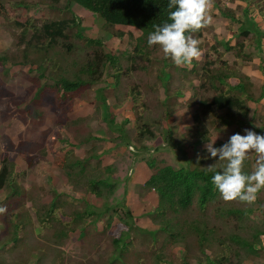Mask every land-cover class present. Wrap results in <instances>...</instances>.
Masks as SVG:
<instances>
[{
	"label": "rangeland",
	"instance_id": "obj_1",
	"mask_svg": "<svg viewBox=\"0 0 264 264\" xmlns=\"http://www.w3.org/2000/svg\"><path fill=\"white\" fill-rule=\"evenodd\" d=\"M23 1L32 4L25 12ZM65 5V0H61L51 9L36 0H0V55L6 54L12 61L14 57L19 60V56L23 55L26 40L24 39L23 44H20L22 37L20 34L23 31L14 25L15 19L19 24H25L28 18L34 28L40 29L44 22L70 18L75 15L82 26L84 37L101 41L103 55L111 54L119 58L121 65L119 80L116 84L111 78L112 71L109 65L99 64L98 73L94 76L97 81L78 90L73 101L72 99L60 101L54 90H51L44 93L38 106L33 105L32 114L25 115L22 111L19 112V118L5 120L2 111L8 101L30 109L29 105L23 106V103L31 104V99L35 97V100L37 99L33 81L37 85L39 73V69L35 67L20 68L7 65L10 72L3 79L0 77V170L4 165V160L8 159L15 166L13 176L16 178L15 184L25 191H22L23 195L20 198L18 196L8 198L7 187L0 189V209H3L0 211V264H111L110 262L120 264L118 262L120 258L124 261L123 264H148L143 259L133 261L132 251H121L123 244L120 243L117 248L113 246L111 236L103 232L104 224L109 215H114L113 217L124 215L127 210H130L134 213L136 226L147 230L150 226L149 214L157 202L154 193L146 195L139 189L140 184L135 181L137 172H141L139 168L146 167L145 160L156 158L174 169H193L194 163L206 152L208 142L188 134V129L192 126L190 115L199 107L197 103L200 99L197 92V81L199 80L192 78L180 66H171L163 72L164 83H167L166 90L159 81L161 65L158 63H153L147 72L125 73L126 55L132 52L136 41L126 33L122 38L114 37L112 32L117 29L108 31L104 28V22L100 18L75 4H71L69 11H66L64 10ZM262 5H264V0H211L212 23L192 35L199 41L202 53L200 59L196 61L199 66L197 67L198 72H201L200 67L203 65L204 55L209 52L210 60L213 58L216 65L224 63L231 66L230 70L234 69L231 73L241 74V68L249 65L256 66L253 68L255 70L252 69L255 73H261L260 68L257 69V64L261 63L264 56L261 42L258 47L256 46V31L263 34L264 30L256 20L254 21V12L250 14L248 10L255 9V7L262 9ZM256 9L254 11L258 13ZM222 10L231 12L233 17H225ZM248 27L252 33L250 31L248 37L243 40L249 48L248 51L243 50V54L250 56V59L244 62L241 56L236 58L233 54L235 52L225 51L223 46L224 44L229 46L238 44L243 39L240 30L248 29ZM77 30V27H74L68 33L75 35ZM28 34H31V30ZM72 36L68 40H59L55 46L47 50V55L52 60L63 63L64 66L73 63L76 68L71 70H75L94 58V50ZM68 44L72 46L70 53L66 50ZM160 52L157 50L156 54H161ZM33 55L36 58L37 55ZM41 63L44 66L47 61ZM1 70L2 67H0V73ZM28 70L31 71L28 72ZM223 70L229 71L227 67ZM257 76L255 74L254 77H249V81L247 80L251 92L256 96L264 88V84H259L262 77ZM132 91L138 95V99H131ZM206 96L207 98L212 97V95ZM98 97L103 98V104L106 102L110 118L113 116L115 119L111 129L103 120L105 107L102 106ZM20 107L18 106L19 109ZM258 110L259 107H252L251 111H248V122L241 128L240 134L246 128L264 134V120L262 119L264 107L261 108V115ZM133 111L137 117L139 113L142 117L140 121L136 120L135 125L133 124ZM68 115L72 122L67 121ZM62 117L63 119L65 117V120L62 126H59L61 123L57 121L63 120ZM126 119L128 123L125 125L123 123ZM141 123L146 124L153 136L150 137L148 133L144 134V140L140 141L137 136L141 131ZM121 125V131H124V134L119 137L116 130ZM202 126L204 129L208 128V141L216 137L215 142L226 141L231 135L237 133L236 125L227 127L224 132L219 133L214 131L207 122H202ZM219 126L217 124L218 128ZM91 134L95 140L84 144ZM64 148L76 151L77 154L90 148H93L94 152L104 150L101 159L93 161L92 165L87 168V175L99 162L101 172L106 166L111 165L113 168V173L109 177V181L114 186L112 196L108 199L95 197L92 200V206L97 212L105 208L107 212L102 214L103 219L95 223L80 224L77 233L71 231L68 225L73 212L80 209L79 204L84 194L75 189L72 190L63 170H57L52 164L54 154L59 157L64 156ZM10 155L16 159L11 161ZM246 160L249 164L247 167L253 171L256 161L255 154L249 155ZM93 170L99 171V167ZM147 171L148 176L150 170L147 169ZM142 175L139 174L142 177L138 179L139 182H143L145 178ZM80 188L82 189L83 186ZM55 191L60 194L59 201L53 212L48 214L50 197ZM231 209H248L249 212L241 217L220 213ZM12 211H15L17 216L20 215L15 221L19 222L17 231L7 219ZM183 214H185L183 222L186 219L188 221L201 219L197 206L190 211H184ZM204 215L207 217L209 228L214 227L215 229V234L211 236L217 238L236 234L249 240L250 233L254 232V229L263 226L264 232V189L256 194V199L250 204L239 200L224 201L222 199L217 207H207ZM12 222L15 225V222ZM125 230L121 229V240L123 243L125 240H130L131 242L126 243H134L137 249L145 245V240L152 241V238L145 236L146 233H140L135 228L131 234ZM186 230L189 229L186 228ZM115 232L114 229L113 238ZM163 233L162 231L157 232L155 235L157 240L168 239ZM14 235L17 242L10 241ZM190 235H193V231ZM196 242L194 235L186 239V245L182 243L171 248L175 260L183 259L185 246L197 252ZM261 247L264 248V236L261 237ZM262 251L261 257H257L254 261L246 260L244 263L264 264V250Z\"/></svg>",
	"mask_w": 264,
	"mask_h": 264
},
{
	"label": "trees",
	"instance_id": "obj_2",
	"mask_svg": "<svg viewBox=\"0 0 264 264\" xmlns=\"http://www.w3.org/2000/svg\"><path fill=\"white\" fill-rule=\"evenodd\" d=\"M60 1L61 0H36V2L44 3L51 9ZM65 2L66 5L64 10L69 11L70 5L75 4L77 7L100 18L104 22V28L106 30L113 31L117 29V31L112 32L114 37L122 38L125 36L124 33L129 34L131 39L136 42L133 45L132 52L126 55L127 66L125 67V73L131 74L135 71L147 72L150 70L153 63H158L161 65L159 81L162 87L167 90V83H164L163 72L171 66H177L170 59H165L162 52H160L161 54H156L157 50L159 51L158 46L148 47L147 37L149 33L154 31L156 25H162L164 22L168 21L169 12L174 11V9H169L168 0H65ZM30 5L32 4L23 1L24 12ZM221 12L225 17H233V14L229 11L222 10ZM231 19L233 20V18ZM14 22V25L20 27L23 31L20 34L22 36L20 44L22 45L25 39L26 45L23 46V55L19 56V60L14 57L12 61L10 56L6 54L0 55V67H2L0 77L3 79V77L10 72V68L7 66L8 64L12 67H35L39 69L37 85H35V81H33V85L36 87L37 99L35 100L36 97L31 99V104L29 102L23 103V106L29 105L30 109L22 106L20 107V105L8 101L2 111L5 120L19 118V112L22 111L25 115L32 114L34 111L33 105L34 107L38 106L44 93L51 90H54L56 97L60 101L64 102L68 99H72L73 101L76 98L75 93L78 90L97 81L94 76L98 73L99 64L101 66L109 65L112 71L111 78L116 84L118 83L119 71L121 69L119 58L111 54L103 55V44L101 41L84 37L82 35V26L75 15H72L70 18L44 22L40 29L34 28L28 18L25 20V24H19L17 19H15ZM74 27H77L78 30L76 34H72V36L68 32L73 30ZM249 27L253 28L252 26ZM249 27L248 29L243 28L240 30V35L243 39L238 44L235 46L224 44L223 46L225 51L235 52L233 53L234 56L236 58L241 56L244 61L250 59V56L243 54V50L245 47L247 48L246 41L243 40L250 34L251 29ZM30 30L31 34H28ZM256 32V46L258 47L263 34L260 31ZM193 34L194 33H191V35ZM71 36L77 40L83 41L85 46L94 50V58L90 60V62L85 63L81 68L75 70H71L72 68H76L73 63L65 64L64 66L63 63H58L47 55V50L55 46L59 40H68ZM34 40L37 42L34 43ZM66 50L68 53L72 52V46L68 44ZM41 53L45 54L42 55ZM33 54L37 55L36 58ZM210 55L209 52L204 55L203 65L200 67L201 72H198L197 67L199 66L197 65V60H194L191 66H180L181 69L187 71L192 78L199 80L197 81V92L200 95V99L197 102L199 107L197 111L192 112L190 115L192 126L188 129V134L199 137L200 140L205 142H208L207 136L209 132L207 127H205V129L203 128L202 122H207L217 133L224 132L225 128L236 125V131L240 133L241 128L248 122V103H259V101L264 99V88L260 91L258 96H256L255 93L251 92L250 85L245 76L237 74V72L231 73L234 72V69L230 70V67L224 63L216 65L213 58L210 60ZM42 61H47V64L43 66L41 63ZM225 67H227L229 71H224L223 68ZM260 70L264 78V58L261 60ZM29 71L31 70H28V72ZM235 80L236 82H234ZM211 92L213 93L211 94ZM130 95L131 99L139 98L134 91H132ZM206 95H212V97L207 98L208 96ZM98 100L103 104V98L98 97ZM102 106L105 107V116L103 120L107 123V127L111 129V125L114 123L115 119L113 116L110 118V114L107 112L106 102ZM132 113L134 117L133 124L135 125L136 120L140 121L142 117L140 113L138 117L137 114H134L135 111ZM68 118L69 119L66 118L67 121L70 120L72 122L70 115H68ZM64 120L65 117L63 120L59 119L57 121L59 124L61 123L59 126H62ZM127 123L128 119H126L123 124L126 125ZM217 124L220 125L219 128ZM122 125L119 129L117 127L116 130L119 137H122L124 134V131H121ZM239 127L240 129H238ZM140 128L141 131L137 136L138 140H144L143 136L147 133L150 137L153 136V133L150 132L145 123H141ZM91 136L93 135L91 134L86 138L84 144L95 140ZM170 141L174 143L173 140ZM227 141L228 140H219L215 142L214 147H220ZM63 151H65L63 157H59L56 154L53 155V167L57 170H63L72 190L75 189V191L84 194L83 200L79 204L80 209L73 212L71 221L69 225L67 224L71 231L77 233L80 224L89 222L95 223L103 219L102 214L107 212L106 208L101 212H97L92 206V200L95 197L108 199L112 196L114 186L111 184V181H109V177L113 173V168L111 165L106 166L101 172V164L99 162L95 164L93 168L99 167V171L92 169L90 174L87 175V168L92 165L91 163L93 161H99L101 159L104 155V150H102V152H94L93 148H90L82 152L85 156H83L82 153L77 154L76 151L65 150V148ZM207 155L209 154L205 152L200 156L197 162L194 163L195 167L193 169H174L156 158L146 159L145 165L147 169L150 170V176L142 186H139V189L144 191L146 195L152 192L156 196L157 205L154 207L151 214H149L150 226L147 230L138 228L134 223V213L130 210H127L124 215L120 214L115 217H113L114 215H109L108 219H106L107 222L104 224L105 227L103 229L102 226V229L104 233L107 232L106 234L111 236L113 246L117 248L120 246V243L123 244L121 251H132L134 255L132 258L133 261L135 259H143L146 260L148 264H245L244 262L246 260L254 261L257 257H261L262 250H264V248L261 247V237L264 236L263 226L254 229V232L250 233L249 240L236 234L217 238L211 236L215 234V229L214 227L209 228L207 217L204 215V212H206L207 207H217L222 201V198L211 183L213 174H206V167L214 164L218 158L205 159L204 157ZM10 158L11 161L16 159V157L12 155H10ZM220 163L222 162L217 161L214 166L219 169ZM248 165V161L246 160L244 171L250 173L252 171L249 170L247 167ZM14 173V164L10 163L8 159L4 160V165L0 170V189H3L5 186L7 187L8 198H17V196L20 198L23 195L22 191H25L22 187L15 184L14 181L16 178H13ZM81 186H83L82 189L80 188ZM51 196L48 204V214H51L57 207L60 194L55 191ZM258 204L261 203L258 202ZM194 206H197L201 214V219H197V221H195L196 219L190 221L186 219V221L183 222L182 219L185 217L183 212L192 210ZM21 207L20 210H22ZM181 211L183 212L181 213ZM247 212H249L248 209H231L220 213L241 217L246 216ZM19 216L15 214V211H12L7 218L8 221L12 223L15 231L19 228V222H15L16 219H19ZM12 221L15 222V225ZM123 226L126 228L127 233L131 234V231L135 228L136 231L140 233H146L145 236L152 238V241L145 240V245L141 248L139 247V249L136 248L134 243H126L131 242L130 240H125L123 243L120 237L121 229L125 230ZM186 228L189 230H186ZM114 229L116 232L113 238ZM158 231L164 232L163 235L165 234L168 239L157 240L155 235ZM191 231H193V235H190ZM194 235L197 240V252H193L191 247L185 246L183 249V259H181V261L175 260V256L171 253V248L182 243L186 245V239ZM208 235H210L209 238ZM10 241L17 242L16 236L14 235ZM118 262L120 264L124 263L121 258ZM110 263L113 264L112 262Z\"/></svg>",
	"mask_w": 264,
	"mask_h": 264
},
{
	"label": "clouds",
	"instance_id": "obj_3",
	"mask_svg": "<svg viewBox=\"0 0 264 264\" xmlns=\"http://www.w3.org/2000/svg\"><path fill=\"white\" fill-rule=\"evenodd\" d=\"M170 11L168 21L156 25L147 37L148 47L158 46L165 59H170L177 67L191 65L199 60L202 53L199 41L191 33H196L212 23L211 0H168ZM208 141L205 159H216L214 165L206 167V174L212 173L211 183L224 201L239 200L252 203L256 194L264 189V134L252 129H244V134H233L220 147L215 141ZM255 154V168L244 171L245 161ZM3 211V209H0Z\"/></svg>",
	"mask_w": 264,
	"mask_h": 264
},
{
	"label": "crops",
	"instance_id": "obj_4",
	"mask_svg": "<svg viewBox=\"0 0 264 264\" xmlns=\"http://www.w3.org/2000/svg\"><path fill=\"white\" fill-rule=\"evenodd\" d=\"M255 7V6H254ZM255 9H256V7H255ZM255 9H249L248 10V12H250V14H252L253 12H254V15H253V19H254V21L256 20V22L258 23V25L261 27V29H263L264 30V5H262V9H261V11H260V9H259V7H257V11H258V13L256 12V11H254ZM258 17V18H257ZM264 34V33H263ZM248 49L249 48H246L245 47V49L244 50H247L248 51ZM261 50L263 51V56H264V38L262 39V41H261ZM243 60V59H242ZM244 62H246V61H244ZM260 62V61H259ZM260 65H261V63L260 64H257V69L258 68H260ZM228 67H230L231 69H232V67L231 66H228ZM254 67H256V66H251V65H249V66H243L242 68H241V74L243 75V76H245L246 78H247V80L249 81V77H254V75L256 74V75H258V76H260V78L262 79V80H260L261 82H259V84H261V85H263L264 84V78H263V75H262V73H259L258 71H256V72H258V73H255L253 70H255V69H253ZM253 69V70H252ZM261 71V70H260ZM255 74H254V73ZM237 74H238V72H237ZM260 74V75H259ZM257 76V77H258ZM250 82H252V81H250ZM189 91V90H188ZM260 93V92H259ZM258 93V94H259ZM248 107H249V111H251V109H252V107H259V110H258V112H259V114L261 115V108H263L264 107V99H262L261 101H259V103H254V102H249L248 103ZM264 118V110H263V116H262V119ZM244 134V132H241V135H243ZM140 170H141V172L139 173V172H137V176H136V182L137 183H139L140 185L139 186H142L147 180H148V178H149V176H150V174L147 176L146 175V173H148V171H147V168L146 167H143V166H141L140 168H139ZM138 170V169H137ZM139 174L140 175H144L145 176V178L143 179V182H139L138 181V179H142V177L141 176H139ZM142 175V176H143Z\"/></svg>",
	"mask_w": 264,
	"mask_h": 264
}]
</instances>
